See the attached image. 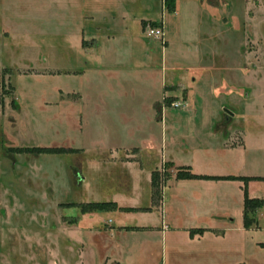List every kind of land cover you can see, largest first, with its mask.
Wrapping results in <instances>:
<instances>
[{"label": "rangeland", "instance_id": "obj_1", "mask_svg": "<svg viewBox=\"0 0 264 264\" xmlns=\"http://www.w3.org/2000/svg\"><path fill=\"white\" fill-rule=\"evenodd\" d=\"M218 1L206 0L204 13L166 15L165 41L145 33L149 24L164 27L162 21L145 22L144 33L131 23V37L116 45L144 41L155 68L142 70L134 61L115 79H97L60 72L84 69L90 58L76 49L79 28L57 21V0H0V264H264V204L245 228L243 181L169 185L179 170L160 147L167 120L177 128L168 132L177 145H168L179 161L200 172L264 176V0ZM120 59L129 60L125 53ZM181 73L195 87L187 110L179 79L167 81L168 95L161 87L163 75ZM165 111L163 123L156 114ZM184 112L191 113L181 126L171 122ZM136 114L151 126L149 134L126 131ZM239 137L245 149L221 145ZM139 141L143 168L105 164L110 148ZM208 146L219 158H203ZM152 169L161 174L153 188L160 212L118 215L88 206L93 199L146 205ZM131 177L136 190L129 194L122 183ZM253 181L251 197L264 200V180ZM163 213L181 228L149 238H118L111 230L161 224ZM198 226L224 234L191 238L182 228Z\"/></svg>", "mask_w": 264, "mask_h": 264}, {"label": "crops", "instance_id": "obj_2", "mask_svg": "<svg viewBox=\"0 0 264 264\" xmlns=\"http://www.w3.org/2000/svg\"><path fill=\"white\" fill-rule=\"evenodd\" d=\"M210 1V4L212 6L219 3L218 0H208ZM217 2V3H216ZM206 0H57L56 2V18L57 21L60 20V22L68 23V25H72L75 28H79V31L81 32V35L78 36V38H81L82 42L76 46V49L78 52H82L90 58V61H87L86 67L84 69H67L62 68L59 69L60 72H73L74 75L78 76L79 78H91L95 77L99 79L101 76H106L110 79H115L119 75V71L122 68H131V65H134L132 62H136L137 66L143 69H154L155 66L152 62L154 58L150 54H152V50L150 46L146 45L145 42H141L139 44V40L137 43H133V47L130 49L123 47L122 49L119 45H116L117 38L119 37H131L129 36L130 31V25L131 23L138 21L140 30H142V33H144V23L145 22H155L160 23L161 21L164 23L165 28V16L171 15L173 18L176 19L177 15L181 14V11L186 10V12H196L199 11L204 13L203 6L206 4ZM166 4H168L169 8L166 9ZM153 6H158L159 9L161 7L162 15L159 13V9L156 8L154 11ZM184 8H183V7ZM156 12V13H154ZM166 13V14H165ZM156 16H153V15ZM79 42V41H78ZM100 42L105 44V47H100ZM118 43V42H117ZM123 46V45H122ZM167 48L162 47L163 52L167 51ZM126 54L128 56V61H122L120 58ZM123 54V55H122ZM137 55L141 57V59H138ZM191 69V68H189ZM188 69V71H189ZM194 72V71H193ZM102 75H101V74ZM176 75V74H175ZM175 75L172 74H166L162 77V83L161 87L163 88V92H165L166 95L170 93L169 89L166 88L167 81L169 83H174L175 80L179 79L178 81L181 82L184 86L183 89H185V95H186V102H185V108L187 107V99L188 97L195 93V87L186 79H182V73L179 74V78H176ZM196 80V79H195ZM113 80H110L109 84L113 85L115 82H112ZM173 81V82H172ZM185 83V84H184ZM112 88V87H110ZM229 90V88H227ZM109 90V89H108ZM113 90V88H112ZM221 90V89H220ZM175 91V90H174ZM173 91V92H174ZM219 91V90H218ZM215 93H217V90H215ZM83 94V93H82ZM188 108L184 109L187 110ZM153 113V112H152ZM185 116L177 115L174 118L171 117V122H178L180 123V126L187 120L185 117L187 114H190L191 112H184ZM157 120H162L164 123L165 117H167V112H157ZM135 118H131L132 122L131 124H125L126 131L130 133L137 134H144V131H146V134H149L151 130V126L145 127V121L142 118L138 117V114L134 115ZM217 117V114L213 112L211 115L210 121H216L215 118ZM185 118V120H184ZM151 119V118H150ZM173 119V121H172ZM150 122V120H149ZM134 124V125H133ZM150 125V124H149ZM216 126V123L215 125ZM175 124H163V133H162V140L160 141V147L162 148V154L163 159L166 161L171 162L176 169L179 170L180 167H190L191 171L196 174H203V175H213V176H224V175H236V176H255V175H242V174H229V173H218V172H200L197 171L195 168H193L192 164L184 163L182 161H179L178 157L175 155V152H177V149L171 148L168 144V141H172L171 144L178 143V138L176 134L168 135V132L171 134L175 132L176 130ZM172 131V132H171ZM126 132V133H127ZM140 136V135H139ZM151 137L148 135V138ZM239 138H237V141L232 140L227 141L224 143H221V145L228 147V148H242V146L245 149V141L243 139V142L241 143L238 141ZM139 140V137H138ZM147 139H142L143 142H145ZM141 141L138 143H131L128 146L125 145H117L114 148L109 149V156L105 160V164H114V165H120L122 167H126L128 165L133 166H139L143 168L142 161L139 157L140 151L142 150V145L140 144ZM177 145V144H176ZM135 148L134 152L129 153L126 151L127 149ZM183 150V149H179ZM189 150V148L187 149ZM194 150V149H193ZM198 150H201L198 148ZM210 148L209 146L202 149L203 152V158L206 159V161H209L211 158H215L221 154H217L215 152H209ZM223 151V148L220 149ZM124 151V152H123ZM125 155V156H124ZM124 158V159H123ZM100 165H102V162L97 160ZM152 171H150V202L146 205L142 204H132V205H123L120 203L117 199H110L105 200L106 202H115L118 205V208L113 209L111 211L117 212L119 214L124 213H130V212H151L154 213L156 211L160 212V210L157 207V203L153 200V183H152ZM196 171V172H195ZM130 177V176H129ZM185 180H198L201 185L207 186L208 183H211L213 185L214 183H219L222 181H225V179H180L176 177L175 175L170 179L169 185L177 182H184ZM235 181H241V180H235ZM254 181L251 180L248 183V189L250 194V186ZM123 185L127 186L128 193H132L136 190L134 184H133V178H128V180L124 181L122 183ZM244 188V185L242 186ZM251 196V195H250ZM97 202H102L101 200H92ZM91 201V202H92ZM162 202V206H163ZM160 205V209L163 211L162 207ZM149 207L151 209L142 210L140 208ZM121 208H138L137 211H127ZM111 221V219H109ZM243 225H244V209H243ZM245 227V226H244ZM118 230H112L114 231V235H116L118 238L120 237H128L132 234H140L145 235L148 238L154 235L162 234V237L164 234L167 235V231L171 229H180L181 227L178 226H172L168 219H165L164 213L162 214L161 224L149 222V223H122L117 224L116 227ZM188 230L189 236L191 238L201 237L208 231H214L216 234L222 233L224 234V230L216 229V228H210V227H182ZM246 228V227H245ZM250 229V228H247ZM218 230V231H217Z\"/></svg>", "mask_w": 264, "mask_h": 264}, {"label": "trees", "instance_id": "obj_3", "mask_svg": "<svg viewBox=\"0 0 264 264\" xmlns=\"http://www.w3.org/2000/svg\"><path fill=\"white\" fill-rule=\"evenodd\" d=\"M155 23V22H154ZM160 173L154 172L152 177L153 187L159 189V184L162 182L160 179ZM177 178L180 179H225V180H241L244 184V226L246 228L252 227L254 220L252 214L264 204V200L260 198L251 197L249 194L248 183L251 180H264V176H236V175H224V176H213L196 174L191 171L190 167L184 166L179 168ZM90 208H97L99 210H113L118 208L115 202H90L88 204ZM127 211H135L137 208H122Z\"/></svg>", "mask_w": 264, "mask_h": 264}, {"label": "built area", "instance_id": "obj_4", "mask_svg": "<svg viewBox=\"0 0 264 264\" xmlns=\"http://www.w3.org/2000/svg\"><path fill=\"white\" fill-rule=\"evenodd\" d=\"M145 33L150 37L165 41V30H164L163 25L162 26H153V25L149 24L145 28ZM177 105H179V104H177Z\"/></svg>", "mask_w": 264, "mask_h": 264}]
</instances>
